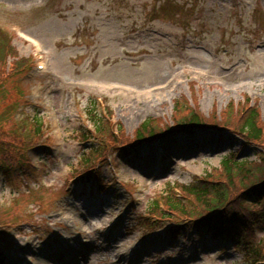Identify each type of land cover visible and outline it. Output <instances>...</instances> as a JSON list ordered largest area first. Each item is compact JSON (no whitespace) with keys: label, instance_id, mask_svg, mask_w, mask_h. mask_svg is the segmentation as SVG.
<instances>
[{"label":"rangeland","instance_id":"1","mask_svg":"<svg viewBox=\"0 0 264 264\" xmlns=\"http://www.w3.org/2000/svg\"><path fill=\"white\" fill-rule=\"evenodd\" d=\"M44 1L0 0V27L11 31L14 26H22L25 34L14 40L21 56L33 55L32 42L28 38L40 41L47 55L49 71L36 78V82L21 81L22 87L30 90L28 98L33 103L26 110L22 109V113L33 112L43 118L54 139L51 149H60L59 158L50 161V170L44 169L41 163L42 169L37 174L53 195L62 193L67 182L65 178L75 162L82 161L83 171L98 167L93 160H85L99 140L84 142L81 136L88 134L89 130L94 133L95 115L103 107L106 115L111 116L106 125L115 122L112 129L106 130L110 138L106 139L103 137L105 133H99V138L108 146H115L108 156L105 155L108 149H101L98 158H104L106 164L119 146V150H124L122 146L134 145L136 130L149 119L153 120L154 127L158 122L164 125H159L156 134H171L175 132L173 123L187 112L193 111L205 118L204 128L192 131L195 136L192 140L166 142L165 149L171 158L167 163L162 162V155L159 157L155 142L148 144L151 148H140L144 152L128 161L133 165L126 164L123 154L118 153L120 158H112L119 169L112 172L109 166L104 167L103 179L111 182L115 177L139 180L134 183L137 186L132 187L134 195L123 191L127 203L121 202L119 194L113 192L100 196L97 190L88 192V201L81 197L85 201L74 210L77 219L68 215L62 218L69 206L64 209L55 205L53 215L50 214L47 220H53L52 224L66 221L72 231L90 234L80 237L82 246L90 239L95 244L98 230L112 225V230L117 233L115 241L100 245L98 251L106 254L102 257L104 259L94 258L90 264H128L141 258L140 264H246L243 252L233 250L227 244L229 240L221 243L210 235L194 237L190 233L193 237L190 240L181 238L177 243L169 241L168 244L166 241L171 239L166 236L163 240L153 236L150 244L138 240L144 231L131 225L135 226L136 217L142 226L145 221L140 217L150 209L149 205L154 199L161 203L162 193L173 187L176 181L180 184L195 182L197 187L206 182L203 190L213 187L214 181L227 188L231 186L232 178L224 177L221 169L223 158L231 152H239L240 160L258 162L257 150L253 147L247 152L241 150L245 141L229 133L221 136L211 118L220 122L228 119L237 126L244 108L255 105L264 114V0H160V3L167 4L160 13H151L153 21L150 17L145 18V11H150L152 0H51L46 7L48 10L32 11ZM149 28H154L152 35L146 36ZM185 34L189 35L186 37ZM188 41L196 46L192 51L181 50L182 45L191 46ZM186 69L187 72L183 73ZM4 72L6 74L7 71ZM38 88L43 90L38 92ZM19 90L17 79L7 80L6 75L0 76V148L13 145L18 149L32 145V134L29 139L24 136L32 130L38 140L45 137L41 131L34 133L36 129L32 122L19 119L15 110L16 104L21 102ZM177 101L180 102L178 112L175 110ZM102 118L100 122L103 123L106 117ZM195 152L199 153L190 155ZM35 154L33 152L34 160L37 159ZM146 169L147 172L144 171ZM114 183L112 188H121ZM233 184L240 187L237 181ZM8 187L13 188V185ZM176 190L174 195L179 197L181 189ZM236 190L240 192L243 189ZM5 193L6 196L9 194L0 177V222L4 220L9 224L14 216L22 217L15 214L16 210L23 209L26 215V209L30 207L15 205L14 208V205L3 201ZM69 197H66V203ZM234 198L235 194L232 195ZM133 199L136 201L134 209L128 204ZM177 201L186 209L178 213L175 220L183 222L190 218L187 209L198 206V200L184 197L181 200L177 198ZM160 205L168 208L163 202ZM125 209L132 210L135 216L130 212L129 224L118 230L120 219L117 216ZM236 209H239L238 205ZM46 226L44 222L37 221L34 226H26L24 236L15 238L12 229L13 242L4 250L6 255L17 256L19 247L20 263L41 264L32 257L30 263L28 258L34 255L40 238L47 235ZM128 226L137 230L136 233H127L125 229ZM33 227L39 231L38 235L32 234ZM163 231L161 228L155 233ZM31 241L37 243L31 246ZM145 244L151 246L150 251ZM120 256L127 261H119ZM149 256L154 258L148 260ZM189 256L194 259L190 260ZM49 258H44L45 264H57L51 263Z\"/></svg>","mask_w":264,"mask_h":264},{"label":"trees","instance_id":"2","mask_svg":"<svg viewBox=\"0 0 264 264\" xmlns=\"http://www.w3.org/2000/svg\"><path fill=\"white\" fill-rule=\"evenodd\" d=\"M179 104L180 102L178 101L175 106L176 112H178ZM183 105L186 107V104ZM204 120L205 118L198 113L191 111L179 116L176 119V126L180 127L185 125V123L199 126L203 125ZM211 121L214 126L228 128V130L241 135L249 143L255 144L256 147L261 148V146H264V114L256 106H249L241 111V116L238 121L239 125L237 126H233L232 122L228 121V119L225 122H220L216 118H211ZM33 123H35L33 127L36 129L34 133L40 132L42 125H37V121ZM153 123L152 119L142 123L136 131L135 141L154 137L156 135L155 131H159L160 126L156 124L154 127ZM104 126L105 122H99L97 124L99 133L105 132L103 129ZM257 154L259 156V162H247L246 160L235 161L232 156L223 159L221 162L224 177H231L237 181V185L240 187L234 185L233 183L235 181L231 179V182L228 181L231 185L228 188L223 184L218 185L219 187H209L207 190H203L205 185H202V187L185 188L184 195L186 198L192 197L198 200V206L187 209L190 217L196 219L215 216L214 219H208L214 228L221 230L231 228L234 231H238L240 228L245 232L249 231L250 228H254V226L264 223V168H262V166L264 167V152H257ZM237 177L240 178L236 179ZM236 189L243 190L237 192ZM171 193V190L165 193L163 192L161 199H163L168 207L167 211L169 213L181 214L185 211L186 207L179 201L177 202ZM234 194L235 198L232 201V195ZM237 205L239 209H236ZM159 209L158 200H154L150 205L149 211L151 213L158 212ZM222 210L225 211L221 212ZM263 244L264 237L249 239V242L247 241L245 243V247L247 246L246 254H249L253 260L264 263Z\"/></svg>","mask_w":264,"mask_h":264}]
</instances>
